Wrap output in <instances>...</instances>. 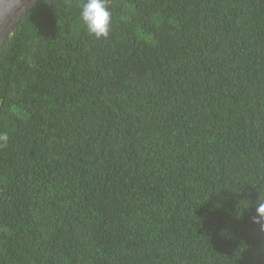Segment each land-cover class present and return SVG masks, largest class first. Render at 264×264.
<instances>
[{"label": "trees", "instance_id": "trees-1", "mask_svg": "<svg viewBox=\"0 0 264 264\" xmlns=\"http://www.w3.org/2000/svg\"><path fill=\"white\" fill-rule=\"evenodd\" d=\"M81 3L0 47V264H264V0Z\"/></svg>", "mask_w": 264, "mask_h": 264}, {"label": "clouds", "instance_id": "clouds-1", "mask_svg": "<svg viewBox=\"0 0 264 264\" xmlns=\"http://www.w3.org/2000/svg\"><path fill=\"white\" fill-rule=\"evenodd\" d=\"M79 17L89 36L96 39H106L109 36L112 13L107 7L106 0H82ZM8 141L9 135L0 132V147L6 146ZM250 204L249 201L245 208L248 209ZM251 222L264 233V194L260 192L255 201V214L251 216Z\"/></svg>", "mask_w": 264, "mask_h": 264}, {"label": "water", "instance_id": "water-1", "mask_svg": "<svg viewBox=\"0 0 264 264\" xmlns=\"http://www.w3.org/2000/svg\"><path fill=\"white\" fill-rule=\"evenodd\" d=\"M39 0H0V47Z\"/></svg>", "mask_w": 264, "mask_h": 264}]
</instances>
